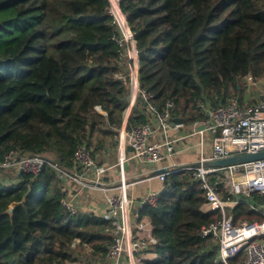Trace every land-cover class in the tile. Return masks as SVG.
<instances>
[{"label":"trees","instance_id":"1","mask_svg":"<svg viewBox=\"0 0 264 264\" xmlns=\"http://www.w3.org/2000/svg\"><path fill=\"white\" fill-rule=\"evenodd\" d=\"M118 5L134 40L139 87L154 95L159 110L173 103V122L198 119V100L215 107L235 95L245 105L243 80L264 77V0ZM128 52L109 0H0V161L18 150L68 170L77 144L92 147L94 156L104 137L117 134L128 107ZM145 109L137 97L127 126L147 121ZM59 184L50 166L34 180L0 182V264L101 260L110 244L107 221L72 214ZM163 184L143 211L156 239L146 252L155 257L140 264H219L216 246L199 234L219 218L200 211L199 183L182 171L167 174ZM230 212L234 223L262 219L242 203Z\"/></svg>","mask_w":264,"mask_h":264},{"label":"built area","instance_id":"2","mask_svg":"<svg viewBox=\"0 0 264 264\" xmlns=\"http://www.w3.org/2000/svg\"><path fill=\"white\" fill-rule=\"evenodd\" d=\"M123 35L130 52V97L122 124L117 130V192L106 198L103 215L108 223L105 232L110 235V244L98 264H140L144 252L155 244L150 224L142 219L140 212L155 204L165 185L160 191H151L139 201L129 197L127 189L130 183L125 176L124 150L130 148L133 157L153 166L174 155L177 140L167 137L160 142L153 140L156 129L165 133L182 126L171 118L173 103L170 100L165 101L159 110L154 104V95L139 87L137 55L134 57L131 37ZM137 97L146 104L145 111L150 118L144 123L127 126ZM195 107L199 118L192 122V130L187 136H194L197 140L199 156L196 162L199 165H172L158 177L164 182L165 176L171 172L190 171L193 181L199 183L204 192L200 211L219 215L216 221L199 229L200 237L209 238L216 246L215 263L264 264V158L223 167L202 165L205 161L264 151V98L254 104L241 105L239 99L232 96L225 105L215 107L207 100H198ZM96 109L99 110V107ZM206 138L210 143L209 155L203 152ZM73 161L71 169L63 170L56 162L41 155L10 150L0 161V177L8 181L14 177L13 181H19L22 175H30V179L34 180L44 167L50 166L61 181H71L82 189L103 187L102 178L111 167L98 165L91 150L83 144L75 146ZM61 203L72 214L76 213V208L69 201L62 198ZM241 203L262 219L234 223L230 209ZM133 207L138 209L134 215L131 213Z\"/></svg>","mask_w":264,"mask_h":264},{"label":"crops","instance_id":"3","mask_svg":"<svg viewBox=\"0 0 264 264\" xmlns=\"http://www.w3.org/2000/svg\"><path fill=\"white\" fill-rule=\"evenodd\" d=\"M180 124H182L181 127L168 130L165 133L157 128L152 136V139L158 142L162 141L164 137L177 139L174 143L175 152L171 158H165L152 166L142 159L133 157L130 148L127 147L124 150L126 157L124 164L125 176L128 183H130L127 189L129 197L139 201L151 191H160L164 184L158 177V170L171 168L172 165L185 166L194 165V163H196L199 156L197 140L194 136H187L192 130V123L183 124L181 122ZM115 136L116 140H118V131ZM117 145L118 142L113 149H107L105 151H103V148L102 152L101 149H99L94 155V159L98 165L111 167L104 173L102 178L103 187L82 189L78 184L71 181H61L59 179L60 187L65 190V200L69 201L72 205L74 204L75 206H73L77 211L93 214L103 219L106 198L117 192L118 172L115 169L116 158L118 156ZM203 152L206 155L210 154V143L208 140L207 142L205 141L203 145ZM135 211L138 212V209L133 207L131 213L134 215ZM140 215L143 216L142 219L147 223L149 222L143 212H140ZM154 257V255L147 252L143 254V258L152 259ZM99 261L100 260L90 264H98ZM71 264H74V262Z\"/></svg>","mask_w":264,"mask_h":264},{"label":"rangeland","instance_id":"4","mask_svg":"<svg viewBox=\"0 0 264 264\" xmlns=\"http://www.w3.org/2000/svg\"><path fill=\"white\" fill-rule=\"evenodd\" d=\"M112 9H113V12H115V9L113 7H112ZM115 16L117 18L116 14H115ZM119 25H120V23H119ZM120 29H121V32L124 33L121 26H120ZM116 41L119 44V41L118 40H116ZM129 55H130V52H129ZM122 63H123V61H122ZM243 83H244V87H243L242 94H241V98L243 100L242 104H254V103L259 102L260 100H262L264 98V77H261L260 79L255 81V80H253V78L251 76H248L243 80ZM236 97L239 99L238 96H236ZM115 139H116L115 135H107L106 137H104V140H103L104 141L103 142L104 147L101 148V152H102L103 148H104L103 151H105L107 149L108 150L113 149V147L115 146L113 143V142H115ZM206 142H207V138H206ZM116 144H117V142H116ZM89 149L92 150V147H90ZM11 179H9V181H8V179H3V178L1 179L0 178V182L4 185L8 184L10 181L14 185L18 184V181H13L14 177H11ZM71 263H73V262L66 263V264H71ZM74 264H90V263L89 262L87 263V259L79 258V260L74 262Z\"/></svg>","mask_w":264,"mask_h":264},{"label":"water","instance_id":"5","mask_svg":"<svg viewBox=\"0 0 264 264\" xmlns=\"http://www.w3.org/2000/svg\"><path fill=\"white\" fill-rule=\"evenodd\" d=\"M109 1H110L111 6L116 10L117 14H119L120 16L123 17L122 20H124L123 22L125 24V30H127V32L131 36L133 52L137 55L132 34H131L130 29L127 25L126 19H125L124 15L122 14V12L119 8L118 0H116V2L114 0H109ZM175 122L181 123V120L175 119ZM260 158H264V151H260L257 153H251V154H241V155H236L233 157H227V158H223V159L205 161L202 165L212 166V167H223V166H227V165H231V164H235V163H239V162H246V161L260 159ZM194 165H199V163L196 162V163H194ZM164 172H165V169H161V170L157 171L158 174L164 173ZM19 175H21V172H19ZM6 213H8V214L11 213V208H9L6 211Z\"/></svg>","mask_w":264,"mask_h":264},{"label":"bare ground","instance_id":"6","mask_svg":"<svg viewBox=\"0 0 264 264\" xmlns=\"http://www.w3.org/2000/svg\"><path fill=\"white\" fill-rule=\"evenodd\" d=\"M115 2H116V0H114ZM116 15H117V18H118V21H119V23H120V26L122 27V29H123V31H124V33H125V35L127 36V38H129V37H131L130 36V34L127 32V30H125V24H124V20H122V16H120L119 14H117V12H116V10H115V12H114ZM134 57H136V54L134 53ZM137 58V57H136Z\"/></svg>","mask_w":264,"mask_h":264}]
</instances>
